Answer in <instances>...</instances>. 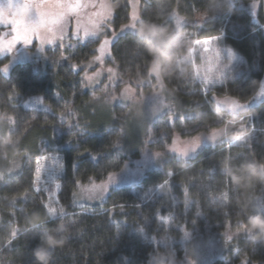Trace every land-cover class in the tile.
Masks as SVG:
<instances>
[{"label": "trees", "instance_id": "trees-1", "mask_svg": "<svg viewBox=\"0 0 264 264\" xmlns=\"http://www.w3.org/2000/svg\"><path fill=\"white\" fill-rule=\"evenodd\" d=\"M250 1L235 0L234 11L200 20L208 0H142L141 18L171 24V12L183 17L191 40L189 53L195 41L224 34V45L244 59L240 75L228 76L207 93L194 79L191 62L183 77H163L193 114L173 123L167 121L168 115L159 120L154 126L156 147L170 144L175 133L188 137L224 124L229 115L215 106L213 94L247 101L258 91L264 75V0L259 24L253 20ZM111 2L118 30L130 20L129 2ZM96 46L93 40L52 48L47 52L54 65L51 62L46 70L31 62L20 63L9 73L0 70V110L7 118L4 123L10 124L6 125L9 131L0 126V141L6 133L13 140L10 146L0 147V264H37L33 250L42 235L60 222L68 231L51 264H148L163 237L179 245L185 231L200 235L246 232L249 202L264 209V183L237 189L222 167L244 159H264V98L235 118L255 116L251 135L243 142L208 145L187 159L173 155L139 183L113 189L100 207L74 204L78 182L103 180L127 160L120 148L121 118L127 108L117 105V120L101 124L93 114L96 95L83 86L82 65L94 57ZM111 51L110 61L117 64L124 81L142 79L150 58L135 31L115 38ZM8 57L0 58V66ZM34 96H41L46 108L25 107L23 102ZM53 157L59 162L54 164ZM37 164L41 175L36 178ZM230 238L233 246L215 264H264V243L252 244L245 233Z\"/></svg>", "mask_w": 264, "mask_h": 264}, {"label": "rangeland", "instance_id": "rangeland-1", "mask_svg": "<svg viewBox=\"0 0 264 264\" xmlns=\"http://www.w3.org/2000/svg\"><path fill=\"white\" fill-rule=\"evenodd\" d=\"M17 2H21V0H17ZM29 2L38 4L43 12L48 13L61 11V9L50 7L55 2L79 4L81 7L76 12L74 9H70L65 23L61 24L60 21H56L59 28H41L37 33L30 34L31 41L28 44H25L23 40H15L16 32L13 31L12 25H0V50H3L0 51V58L4 55L9 56L0 67L7 66L6 73H9L16 65L31 62L35 68L46 70L47 65H51L53 62L48 50L58 46L61 48L73 47L80 43L96 40L94 57L82 65L84 69L82 72L83 86L91 91L92 95H96L92 103L95 121L108 124L118 118L117 112L114 110L117 105L127 108L121 118L124 121V134L120 142V148L127 160L122 168L113 172L117 174L115 181H109V176L112 174L110 173L103 180L78 182L74 192L76 195L73 196L75 205L87 208L100 207L113 189L139 183L149 171L162 168L167 159L173 155L187 159L195 156L205 146L223 141L232 142L230 137L233 135L239 134L246 138L251 135L254 114H248L240 119L235 118L264 98V95H259L248 102L249 100L239 101L213 94L215 106L229 115L224 124L188 137L175 133L170 144L163 148L155 146L157 140L154 126L159 120L168 115L167 121L173 123L175 120H182L193 113L187 110L184 100L175 89L165 83L163 77L160 79L153 77L150 81L143 79L124 81L119 75L117 64L110 61L113 40L126 31H135V26L141 19L142 0H128L130 20L124 25L132 23V26L123 32V25L118 30L114 26L115 12L111 0H29ZM7 3L8 0H0V19L12 12L14 15V10L3 7ZM260 6L261 0H251L249 3L253 20L258 24L261 23ZM112 12L113 15L107 17ZM133 12L135 13L132 17ZM40 14H36L35 9H32L34 20L39 19L38 15ZM96 16L106 18L100 21V31L97 35L86 39V35L90 33H86L84 27L87 26L91 29L88 20L90 17L98 19ZM60 17L63 19L64 13H60ZM77 20L81 25L80 39L82 42H78L76 39ZM23 31L22 28L21 32ZM216 37L219 39H215ZM216 37L195 41L194 47L190 50V62L194 66L193 73H195L194 79L201 82L205 93L215 85L222 83L228 76L240 75L239 67L244 63V59L239 54L224 45V34ZM104 40H108L110 43L105 45V51L101 56L99 48ZM14 41L15 43H13ZM9 46H11V50H7ZM57 63L60 62L57 61ZM226 64L228 67H225ZM53 65L54 62L51 66ZM109 69H114V72H110ZM55 70L57 71V69ZM97 73L99 75H96ZM88 76L93 77L92 81L88 80ZM209 78L211 83H209ZM262 82H264V75ZM262 82L259 88H264ZM112 97H116L115 100H112ZM23 104L25 107L46 108L41 96L27 98ZM222 117L220 115V118ZM6 119L0 110V126L10 125L4 123ZM3 129L9 131L8 127ZM231 130L235 134H231ZM30 140L31 136L26 139V142L29 143ZM157 151L162 153L160 157L155 155ZM242 233L244 234L245 231H230L229 234L207 233L205 235L185 231L179 240V245L176 244L175 239L163 237L158 240L156 252L152 254L148 264H153L157 260L160 261V264H164L165 258L168 264H215L225 258L228 249L233 246L232 239L228 238ZM236 264H246V262L240 261Z\"/></svg>", "mask_w": 264, "mask_h": 264}, {"label": "clouds", "instance_id": "clouds-1", "mask_svg": "<svg viewBox=\"0 0 264 264\" xmlns=\"http://www.w3.org/2000/svg\"><path fill=\"white\" fill-rule=\"evenodd\" d=\"M234 9L235 0H208L199 19L205 20L210 15L224 11L231 12ZM169 15L174 18V23H160L157 20L141 18L135 26V34L143 40L145 51L150 58L142 76L143 80L150 81L153 77L160 79L174 74L183 77L186 69H190L189 32L183 26L181 16L174 11ZM193 76L195 77V73ZM245 138L239 134L230 137L233 143H239ZM12 143L11 134L8 133L5 139L0 141V147L10 146ZM222 170L237 189L264 183V159H244L238 165L227 163L223 165ZM248 208L244 221L245 234L254 245L264 243V209L254 201L249 202ZM47 215L55 219L51 212ZM33 218L36 223L41 222L37 213H33ZM67 231L68 226L60 222L56 228L49 229L42 235L41 242L33 250L37 264H51V258L55 250L64 242L66 238L64 234ZM153 264H160V261H154ZM164 264H168L166 258Z\"/></svg>", "mask_w": 264, "mask_h": 264}, {"label": "snow or ice", "instance_id": "snow-or-ice-1", "mask_svg": "<svg viewBox=\"0 0 264 264\" xmlns=\"http://www.w3.org/2000/svg\"><path fill=\"white\" fill-rule=\"evenodd\" d=\"M3 7L5 9L11 8L12 10H14V15L12 12L11 14L5 16L3 19H0V25H8V24L12 25L13 31L16 32L15 40L16 41L23 40L25 44H28L31 41L30 34L37 33L38 31H40L41 28H45V29L49 27L59 28V25L56 23V21H60L61 24L65 23L67 21V17H68L70 9H74V12H76L77 9L81 6L79 4L73 5V4H64V3L55 2L51 4L50 7L61 9V11L56 12V13H48V12H43L41 8L38 6V4L30 3L29 0H21V2H17V0H8V3L6 5H3ZM32 9H35L36 14L41 13L40 15H38L39 19L34 20L32 18L33 17ZM60 13H64L63 19H61ZM134 13L135 12L132 13V17L134 16ZM112 15H113V12L109 14L107 17H110ZM96 17H98V19H92L90 17L88 20V24L91 25V29H89V27L87 26L84 27V31L86 33H90L86 35V39H89L90 36L94 37L97 35V33L100 31V21L106 18V17H100V16H96ZM131 26H132V23L128 25H123L122 32L123 30ZM22 28L24 30L23 32H21ZM80 29H81V25H80L79 20H77L75 33H76V39L78 42H82L80 39ZM215 39H219V37H216ZM13 43H15V41ZM109 43L110 41L104 40L103 44L100 45L99 51L101 53V56L103 55L105 51L104 50L105 45H108ZM7 50H11V46H9ZM0 51H3V50H0ZM229 52L231 53V50H229ZM97 59H100V57H97ZM225 67H228V65L226 64ZM0 70L7 72L8 67L7 66L0 67ZM109 71L114 72V69H109ZM96 75H99V73H97ZM92 79H93L92 76H88L89 81H92ZM211 82L212 81L209 78V83ZM259 95H264V88H259V91L255 92L248 102L258 97ZM115 98L116 97H112V100H115ZM155 155L157 157H160L162 153L157 151ZM58 162H59V159L57 157H53V163L55 164ZM61 167H63L62 164H61ZM40 175H41V172L39 171V164H37V167L35 169V176L37 178V176L40 177ZM116 175H117L116 173H112L109 176V181H115ZM173 175H174V172L170 173V176H173ZM167 181L169 184L170 181L169 180ZM56 187L59 189L61 185L57 183ZM37 191H39V189H37ZM73 195H76V194L73 193ZM89 198H92V197H89ZM43 206L44 205L42 203L41 207ZM11 235H12V238L15 239L17 237V230L13 229Z\"/></svg>", "mask_w": 264, "mask_h": 264}]
</instances>
